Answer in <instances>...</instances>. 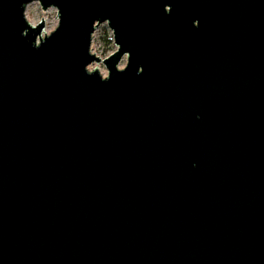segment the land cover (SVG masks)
Returning <instances> with one entry per match:
<instances>
[{
  "label": "water",
  "instance_id": "95a60500",
  "mask_svg": "<svg viewBox=\"0 0 264 264\" xmlns=\"http://www.w3.org/2000/svg\"><path fill=\"white\" fill-rule=\"evenodd\" d=\"M0 264H264V0H0Z\"/></svg>",
  "mask_w": 264,
  "mask_h": 264
},
{
  "label": "rangeland",
  "instance_id": "374dc122",
  "mask_svg": "<svg viewBox=\"0 0 264 264\" xmlns=\"http://www.w3.org/2000/svg\"><path fill=\"white\" fill-rule=\"evenodd\" d=\"M25 15L27 20L32 24L36 25L43 19L45 20V27L42 35L50 34L58 25V10L55 7H50L44 10L39 1H33L26 6ZM109 39V42L108 40ZM117 49L116 44L113 41V34L109 29L107 22L101 23L96 27L91 42V52L99 56L101 59L106 58ZM127 64V55H125L120 64L119 68L125 67ZM89 70H99L103 76L108 75V69L102 61L93 62L88 66Z\"/></svg>",
  "mask_w": 264,
  "mask_h": 264
},
{
  "label": "trees",
  "instance_id": "16d2710c",
  "mask_svg": "<svg viewBox=\"0 0 264 264\" xmlns=\"http://www.w3.org/2000/svg\"><path fill=\"white\" fill-rule=\"evenodd\" d=\"M108 40V42H109V39H107Z\"/></svg>",
  "mask_w": 264,
  "mask_h": 264
}]
</instances>
